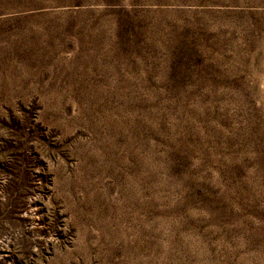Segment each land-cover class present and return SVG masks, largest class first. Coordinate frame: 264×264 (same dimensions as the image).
I'll list each match as a JSON object with an SVG mask.
<instances>
[{
    "label": "rangeland",
    "instance_id": "rangeland-1",
    "mask_svg": "<svg viewBox=\"0 0 264 264\" xmlns=\"http://www.w3.org/2000/svg\"><path fill=\"white\" fill-rule=\"evenodd\" d=\"M0 264H264V0H0Z\"/></svg>",
    "mask_w": 264,
    "mask_h": 264
}]
</instances>
